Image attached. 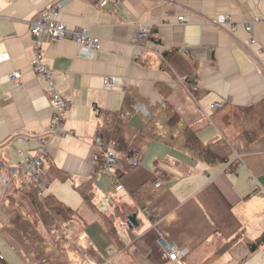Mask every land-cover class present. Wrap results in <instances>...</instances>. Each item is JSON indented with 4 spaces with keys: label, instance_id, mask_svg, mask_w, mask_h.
Here are the masks:
<instances>
[{
    "label": "crops",
    "instance_id": "1",
    "mask_svg": "<svg viewBox=\"0 0 264 264\" xmlns=\"http://www.w3.org/2000/svg\"><path fill=\"white\" fill-rule=\"evenodd\" d=\"M53 1L0 0V55L9 56L0 61V171L19 160V149L33 154L36 140L20 142L17 137L43 133L51 125L49 82L33 68L34 37L28 22ZM98 1L69 0L59 17L102 39L96 56H82L75 40L46 37L42 43L43 62L69 102L64 134L52 139L47 160L70 177L47 175V191L57 194L68 184L70 193L65 188L56 196L82 208L74 185L95 172L98 112L120 109L128 89L151 105L170 103L224 162L195 160L145 135L141 129L151 113L136 108L125 139L131 150L142 152L141 160L136 166L125 165L124 188L109 193L110 204L122 197L140 209V224L134 227L148 252L132 245L128 228L119 222L126 245L118 249L86 209L81 223L69 225L73 238L59 248L42 226L0 195V264H203L213 257L217 264H264V243L255 252L247 245L264 235V136L253 143L244 136L229 139L211 118L216 102L250 105L264 100V21H259L264 18V0H120L103 8ZM220 13L230 15L234 29L231 23L208 21ZM180 15L191 21L179 22ZM251 21L255 26L249 32L246 23ZM143 26L150 36L134 46ZM15 70L22 72L26 86L9 79ZM107 76H118L122 83L108 89ZM188 77L201 88L197 95L186 85ZM158 180L161 188L155 187ZM97 181L99 187L105 184L102 175ZM106 194H100L101 199ZM162 242L177 245L186 256L170 260Z\"/></svg>",
    "mask_w": 264,
    "mask_h": 264
},
{
    "label": "trees",
    "instance_id": "2",
    "mask_svg": "<svg viewBox=\"0 0 264 264\" xmlns=\"http://www.w3.org/2000/svg\"><path fill=\"white\" fill-rule=\"evenodd\" d=\"M167 54L166 56H168ZM185 83L195 95L200 92L201 88L197 86V82L193 77L186 78ZM137 99L144 103L151 113L141 129L142 133L170 148L189 155L195 160L210 165L224 162L210 145L202 140L199 133L181 118L170 103L164 102L151 105L146 98L141 97L133 89L126 91L120 109L100 110L98 112L99 123L96 136L106 142H114L115 151L120 157L132 154V150L126 143L125 132L130 118L136 112ZM211 118L219 130L229 139H233L235 136H244L249 143H253L264 136V100L250 105L222 103L213 112ZM95 157L96 168L94 174L84 182L74 185L75 190L82 197V208H74L54 194L40 196L36 185L30 182L23 183L21 187L15 186V188L9 189L7 199L10 206L23 212L34 224L42 225L47 235H49L48 232H52L51 235H53L54 230L62 227L67 221L82 218V210L86 209L102 223L106 233L118 249L123 248L126 242L120 234L117 222L128 228L130 240L133 242L132 245L147 253L148 248L142 243V237L135 232V227L131 228L128 225L130 216L134 214H136L137 221L140 224V209L130 206L123 201L122 197L113 198L110 211L102 210L96 202L95 198L99 187L97 177L102 175L100 169L104 162L103 151L99 148L95 149ZM51 169H53L57 179L67 180L70 177L65 170L55 165H52ZM113 189L112 184L110 191ZM84 224H88V222L84 221ZM61 239L57 238L59 241ZM232 242L226 244L225 247L229 248ZM52 243L58 246V243L54 241ZM263 243L264 235L249 240L247 245L250 252H255ZM221 248H218L220 250H218L217 256L222 253L223 248ZM215 258L213 257L203 264H212Z\"/></svg>",
    "mask_w": 264,
    "mask_h": 264
},
{
    "label": "built area",
    "instance_id": "3",
    "mask_svg": "<svg viewBox=\"0 0 264 264\" xmlns=\"http://www.w3.org/2000/svg\"><path fill=\"white\" fill-rule=\"evenodd\" d=\"M120 0H99L98 5L100 7H106L111 2H118ZM69 2V0H54L50 5L41 10L31 20H29V31L34 37V59L32 60L33 68L36 72L42 74L49 82L50 91V105L54 110L53 118L49 129L43 133L24 135L17 137L20 142H28L31 138L36 140V146L34 147L33 154L28 153V149H21L18 151L21 157V162L13 170V175L19 176V180L24 182L34 183L37 188V192L40 196L45 195L46 188L48 187L46 178L42 175L41 169L44 165L48 164L47 155L49 146L52 139L59 134H64L63 124L65 118V112L69 106V102L59 93L53 80V71L43 62L42 43L46 37H50L56 40H75L80 45V54L85 57L93 58L102 48V39L99 36L93 35L89 29L85 27L72 28L63 21L60 17L62 8ZM178 21L183 23H189L191 21L189 16L180 15ZM210 23L222 26L226 23H231L232 29L235 28V24L232 22L229 14L220 13L213 19H208ZM259 21H264V18H260ZM255 21L246 23V29L249 32L254 30ZM150 36V30L148 27H140L138 33L133 39L134 46H138L140 40H147ZM8 53L4 52L0 55V61L7 59ZM23 74L20 70H15L9 74V79L16 83L18 86H26L23 82ZM122 83V78L118 76L105 77V84L108 89H112L115 85ZM221 106L220 102H217L214 107ZM137 109L143 112H147L148 109L144 103H137ZM98 112L99 110L96 109ZM95 149H101L104 153V162L101 166V174H106L112 178L113 186L116 191L123 188L122 179L124 176L125 165L136 166L140 163L142 152L137 149H133L132 154L126 156H119L114 148V142H106L100 137H97L94 142ZM26 152L27 154H24ZM230 170V168L228 169ZM163 182L158 181L156 186L159 187ZM106 201L110 202L112 199L111 193L105 195ZM147 215H153L152 212L146 209ZM164 248L169 255L170 260L178 261L186 256L187 252L181 250L177 245L165 242ZM0 260L2 256L0 255Z\"/></svg>",
    "mask_w": 264,
    "mask_h": 264
},
{
    "label": "rangeland",
    "instance_id": "4",
    "mask_svg": "<svg viewBox=\"0 0 264 264\" xmlns=\"http://www.w3.org/2000/svg\"><path fill=\"white\" fill-rule=\"evenodd\" d=\"M34 59V58H33ZM140 102V101H139ZM138 101H137V103H139ZM49 103H50V100H49ZM142 103V102H141ZM217 103V102H216ZM215 103V104H216ZM215 104H214V106H215ZM220 104L222 105V103L220 102ZM51 106V105H50ZM136 108H137V104H136V106H135ZM220 107V106H219ZM219 107H217V108H219ZM216 108V107H215ZM148 109V108H147ZM150 111L148 110L146 113H149ZM66 113V112H65ZM52 118H53V116H52ZM52 122V121H51ZM49 129V128H48ZM96 138H97V136H96ZM20 150V149H19ZM34 153V152H33ZM18 155H19V153H18ZM124 156H126V155H124ZM239 156V155H238ZM20 157V156H19ZM48 161V160H47ZM21 162V157L19 158V160L16 162V163H14V164H9L8 165V167L5 169V170H2V171H0V195L2 196V198H3V200L4 201H6L9 205H10V203H9V200L7 199L8 197V192H9V189L10 188H15V186L16 187H21L22 186V184L23 183H26V182H24L23 180H19V176H16V175H13V169L15 168V167H17V165L19 164ZM52 168V165H44L43 167H42V169H41V173H42V175L46 178V179H48L47 177V175H49V174H51V175H54V173H53V169H51ZM230 168V170H228ZM232 169H233V165L232 164H229L228 165V167H227V170L229 171V172H231L232 171ZM103 176V182L105 183L104 185L102 184L100 187H98V193H97V195H96V201L97 202H99L100 203V206H101V208L103 209V210H105V211H108L110 208H111V205H112V202H111V204H110V202H106L105 201V199H101V196H100V194H102V193H109V191L111 190V186H112V183H113V181H112V178L111 177H109V176H107L106 174H103L102 175ZM56 177V176H55ZM158 181H161V180H158ZM157 181V182H158ZM48 182V181H47ZM156 182V183H157ZM162 182V181H161ZM68 183V182H67ZM55 184H57V181L55 182V183H53V186L55 185ZM47 186H49V184H47ZM155 186H156V184H155ZM162 187V185L161 186H159V187H157L156 186V188H161ZM65 188H67V191L70 193V188H69V185L68 184H65V185H61L60 187H59V189L57 190L58 192H57V194H55L54 192H53V189H54V187H51V193H54L55 195H61L62 193H64V192H66V189ZM123 188H124V185H123ZM122 188V189H123ZM47 189H48V187L46 188V193H45V195H48V194H50V192L49 191H47ZM114 192H118V191H116L115 189H114ZM124 195V194H123ZM104 197V196H103ZM124 198L125 199H128V202H130V203H133V201H132V198H131V196H127L126 197V195L124 196ZM69 204V203H68ZM12 207V206H11ZM20 211V210H19ZM73 221H78L79 223H81L80 222V218H76V219H74ZM84 222V221H83ZM70 224H72V221H67L62 227H59L58 229H55L54 231H55V233L53 234V235H51L52 234V232H48L49 233V235H47V237H48V239L51 241V242H56V243H58L57 245H58V247L59 248H61L62 246H64V245H66V244H68V242L70 241L69 239L70 238H73L72 236L75 234V232H70L69 231V225ZM40 226H42V225H40ZM44 228V227H43ZM71 233V235H70V233ZM46 232V231H45ZM68 232V233H67ZM123 235H124V237L125 236H127L125 233H123ZM57 238L58 239H61L60 241L59 240H57ZM164 243L165 242H162V246H163V248H164ZM164 250H165V248H164ZM166 251V250H165ZM167 253V252H166ZM168 255V254H167ZM169 256V255H168ZM170 259V258H169ZM214 262H216V263H214V264H217V261H214Z\"/></svg>",
    "mask_w": 264,
    "mask_h": 264
},
{
    "label": "water",
    "instance_id": "5",
    "mask_svg": "<svg viewBox=\"0 0 264 264\" xmlns=\"http://www.w3.org/2000/svg\"><path fill=\"white\" fill-rule=\"evenodd\" d=\"M128 225H129V227H131V228L134 227V226H136V227L139 226V223H138V221H137L136 214L130 216Z\"/></svg>",
    "mask_w": 264,
    "mask_h": 264
},
{
    "label": "bare ground",
    "instance_id": "6",
    "mask_svg": "<svg viewBox=\"0 0 264 264\" xmlns=\"http://www.w3.org/2000/svg\"><path fill=\"white\" fill-rule=\"evenodd\" d=\"M20 152V151H19ZM48 152H49V150H48ZM24 154H27L26 152H24Z\"/></svg>",
    "mask_w": 264,
    "mask_h": 264
}]
</instances>
